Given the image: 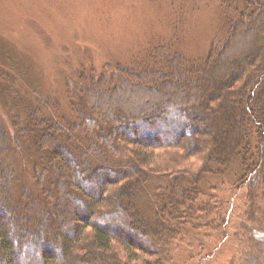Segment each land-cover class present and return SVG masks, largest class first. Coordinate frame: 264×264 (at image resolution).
I'll list each match as a JSON object with an SVG mask.
<instances>
[{
    "label": "trees",
    "instance_id": "trees-1",
    "mask_svg": "<svg viewBox=\"0 0 264 264\" xmlns=\"http://www.w3.org/2000/svg\"><path fill=\"white\" fill-rule=\"evenodd\" d=\"M254 10L228 19L185 85L134 88V78L165 76L91 68L67 79L71 118L58 121L47 113L59 101L28 103L4 88L0 264L181 263L234 190H246L250 223L264 228V26L250 44L235 42ZM180 64L168 79L184 76ZM17 158L31 162L40 198L23 188L15 199Z\"/></svg>",
    "mask_w": 264,
    "mask_h": 264
},
{
    "label": "rangeland",
    "instance_id": "rangeland-1",
    "mask_svg": "<svg viewBox=\"0 0 264 264\" xmlns=\"http://www.w3.org/2000/svg\"><path fill=\"white\" fill-rule=\"evenodd\" d=\"M252 1L0 0L1 106L6 108L1 91L14 88L28 103L59 101L60 105L47 113L54 120L71 118L65 109L67 79L77 83L79 74L89 75L91 68L98 74L113 67V71L135 75L154 71L165 76L154 82L134 78V88L143 85L157 91L160 85H185L188 70L203 61L213 43L227 34L229 18L234 23L256 9L255 17L246 19L236 38L238 46L250 44L262 32L264 14L258 13L257 0ZM173 64H180L184 74L178 80L168 79L166 74ZM3 115L13 135L7 113ZM17 161L15 199L23 188L40 198L31 162ZM254 185H258L256 181ZM236 193L234 190L223 201L217 200L220 210L215 228L200 238L201 243L189 244L187 256L177 264H264V228L250 223L246 190ZM219 194H210L211 200ZM259 214L264 216V207Z\"/></svg>",
    "mask_w": 264,
    "mask_h": 264
},
{
    "label": "bare ground",
    "instance_id": "bare-ground-1",
    "mask_svg": "<svg viewBox=\"0 0 264 264\" xmlns=\"http://www.w3.org/2000/svg\"><path fill=\"white\" fill-rule=\"evenodd\" d=\"M0 33H1V31H0Z\"/></svg>",
    "mask_w": 264,
    "mask_h": 264
}]
</instances>
